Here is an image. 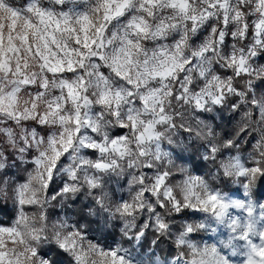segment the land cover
<instances>
[{"label": "clouds", "instance_id": "obj_1", "mask_svg": "<svg viewBox=\"0 0 264 264\" xmlns=\"http://www.w3.org/2000/svg\"><path fill=\"white\" fill-rule=\"evenodd\" d=\"M0 41L14 264H264V0H0Z\"/></svg>", "mask_w": 264, "mask_h": 264}, {"label": "snow or ice", "instance_id": "obj_2", "mask_svg": "<svg viewBox=\"0 0 264 264\" xmlns=\"http://www.w3.org/2000/svg\"><path fill=\"white\" fill-rule=\"evenodd\" d=\"M0 48H2V41H0ZM4 53L0 51V64H2ZM210 204L213 211L217 208V197L216 196H210L207 202H201ZM5 249V243L2 238H0V264H14V261L9 258V254ZM113 256L115 257V253H113ZM15 264H18V261L15 262Z\"/></svg>", "mask_w": 264, "mask_h": 264}]
</instances>
